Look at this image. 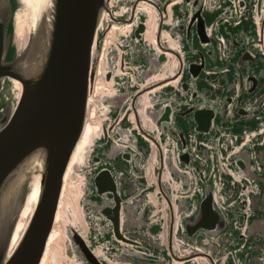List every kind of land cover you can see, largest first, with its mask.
<instances>
[{"label":"water","instance_id":"obj_1","mask_svg":"<svg viewBox=\"0 0 264 264\" xmlns=\"http://www.w3.org/2000/svg\"><path fill=\"white\" fill-rule=\"evenodd\" d=\"M111 1L51 0L41 43L34 48L29 39L17 53L11 42L19 5L0 0V264L40 263L83 130L98 37L104 41L110 28L124 30L103 49L112 92L96 101L101 132L74 168L85 175L78 205L98 246L79 226H69L68 239L85 264H264V0L227 7L229 0H121L116 10ZM145 5L155 16L153 45L145 38ZM251 14L255 22L247 23ZM192 34L200 48L185 62L182 43ZM185 70L192 82L200 77L201 91L182 80ZM151 78L155 88L144 92L139 115L141 95L129 82ZM13 82L19 94L5 109L1 90ZM177 117L190 118L187 134ZM101 139L110 147L93 155ZM33 158L40 163L37 200L8 254L16 222L9 203L19 169Z\"/></svg>","mask_w":264,"mask_h":264},{"label":"bare ground","instance_id":"obj_2","mask_svg":"<svg viewBox=\"0 0 264 264\" xmlns=\"http://www.w3.org/2000/svg\"><path fill=\"white\" fill-rule=\"evenodd\" d=\"M17 2L19 8L15 10L12 19L11 44L13 52L21 51L29 39H33L34 48L39 46L47 28L51 6V0H17ZM143 7L147 13L144 32L146 35L145 38L146 41L153 45V33L156 29L155 16L151 10L147 9L146 5ZM103 16L104 13L101 14V17ZM123 31L124 30L120 28L118 31H115L114 28H110L105 34L102 50L99 54V59L94 71L95 74L91 90L87 97V110L83 130L63 175L54 222L39 264H58L61 259L66 258L62 249V241L65 238V226L69 225L72 228L76 226L82 228L83 226V215L78 201L83 193L82 186L84 184L83 178L85 175H74V168L77 165L85 164V159L89 154L87 148L90 146L93 139L97 138L101 132L100 118L95 113L98 106V102L96 103V101H98L99 97L102 95H109L112 92L110 83L103 80L105 72L103 49L109 44L112 37H117L119 35L117 33L121 34ZM168 44L170 46L172 45L170 41H168ZM13 87L16 90L15 97H17L20 90L18 83L13 82ZM140 104L141 106L138 109L139 115H141L142 109L146 105V93L141 94ZM39 177L40 163L38 159L35 158L24 163L18 171L15 191L9 203L10 209L14 211L12 213L16 215V222L8 243V254L20 239L32 213L39 192ZM69 262L74 264L72 260H69Z\"/></svg>","mask_w":264,"mask_h":264},{"label":"rangeland","instance_id":"obj_3","mask_svg":"<svg viewBox=\"0 0 264 264\" xmlns=\"http://www.w3.org/2000/svg\"><path fill=\"white\" fill-rule=\"evenodd\" d=\"M176 1H178V0H170V3L174 4V3H176ZM120 2H121V0H112L111 1L112 10H116L117 7H120V6H124V4L122 5ZM227 6H232L231 0H229V2H225L224 7H227ZM215 10L221 11V8H216ZM123 11L121 10L122 13H123ZM122 13H119V14L122 15ZM174 14L176 15V10L175 9H174ZM251 15L252 16H249L247 18V23H248L249 20H251L252 23L255 22L253 14H251ZM121 17H122L121 19H126V15H124V14ZM211 21H212V16H210L208 19H206V21H205L206 23L205 24H208ZM119 23L128 24L129 22H127L125 20L124 22H119ZM119 23H117V26L121 27V25ZM163 28H166V26H163ZM191 37L192 38H191V41H190L189 44H187L185 42L182 43L183 44L182 50L184 51L183 59H184L185 62H189V61L194 59V57H192L189 54V50L190 49H198V48H200L198 43H197V40H196L194 34H192ZM249 37L253 38V35L251 34V35H249ZM98 38H99V46H98L97 52L98 51L100 52V47H101L102 42H103L102 41L103 36H99ZM208 60H209L208 57L205 56L204 63H205V67L206 68H209ZM142 63L144 64L143 66H145V63L144 62H142ZM169 63L170 62L167 61L165 63V65H163L159 69V73L166 72L168 70V68H169ZM217 64L220 65V63H217ZM125 65H126L125 67L129 68L133 72H136L137 69H134V68H136V66H131V64H129V63H126ZM118 71H119V69H118ZM122 72H126L127 73L128 71L125 70V71H122ZM182 80L192 84L197 91H201L202 88L204 87V84H202V82L200 80V77L197 80L192 82L191 79L189 78V76L187 75L186 70L183 71V73H182ZM153 83H154V80L151 78L150 80H147V81H145L144 83H141V84L139 82H137V81H135L133 83L129 82V87L131 88V93H136V95L139 97L144 92H147L149 90L153 91L154 88H155L154 87L155 85ZM14 95H15V90H14L13 86L10 85L8 88L7 87L2 88L1 97H3V104L5 105V107H4L5 109H8L10 107V105H11V103L13 101V96ZM129 113L130 112L127 111V109H126V113H125V118L124 119H126V117L129 115ZM188 123L192 124V122L190 121V118H186L185 119V118L177 117L175 119V123L174 124L181 132H183L184 134H187V132H188ZM160 139L162 140L163 137H161ZM102 142H103V140L101 139V142L97 143V145L95 146L93 155L101 156V154L104 151H107L109 149L110 140H108L105 145H101ZM140 146H141V143H140V140L138 139V147H140ZM88 190H91L93 195H95L94 191H93V186L91 184L88 187ZM79 228L81 229L80 234H83V236L85 238H87V242H89L91 245H93L95 247L98 246V243L92 242V237L89 235V231L86 229L85 226H82L83 229L80 226H79ZM64 233H65V238L62 241V249H63V254L65 255L66 258L61 259L58 262V264H71V262H69V260H72V262H74V264H85V262L83 261L81 255L77 252V250L75 249V247L71 243L70 237L68 239L69 225L65 226ZM105 238H107V237H105ZM89 239H90V241H89ZM112 264H116V263H112Z\"/></svg>","mask_w":264,"mask_h":264}]
</instances>
